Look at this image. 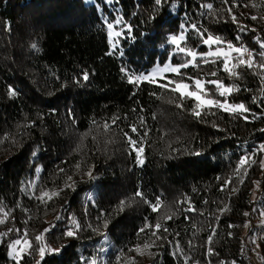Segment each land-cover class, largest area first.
<instances>
[{
	"label": "trees",
	"instance_id": "1",
	"mask_svg": "<svg viewBox=\"0 0 264 264\" xmlns=\"http://www.w3.org/2000/svg\"><path fill=\"white\" fill-rule=\"evenodd\" d=\"M96 2L0 0V264L17 239L19 264H264V0ZM228 43L252 67L208 55ZM166 66L180 74L128 82ZM197 79L249 111L197 117L159 87Z\"/></svg>",
	"mask_w": 264,
	"mask_h": 264
},
{
	"label": "snow or ice",
	"instance_id": "2",
	"mask_svg": "<svg viewBox=\"0 0 264 264\" xmlns=\"http://www.w3.org/2000/svg\"><path fill=\"white\" fill-rule=\"evenodd\" d=\"M156 3H160V0H156ZM209 7H211V6L209 5ZM230 11H231V9H229V12ZM252 19H257V17L253 16ZM232 21L234 23L236 22V16H234V15L232 16ZM117 22L119 23V21H117ZM108 27H109V29H111L112 25L109 24ZM117 35H119V33H117ZM201 35L203 36V34H201ZM175 42H176V38L173 37V43H175ZM203 42L206 45H209V47H211V45H213V44L219 45V44L225 43L219 37H214V36H211V35L207 36V38H205L203 40ZM32 47L36 48V45L33 44ZM227 48H228L229 51H224L223 49H219V50H217L215 52L208 53V55L217 56V57L223 56L224 60H225L224 70L226 72H229L233 76L238 75L237 73L233 72L231 70V68L229 67V55H230V52L240 53V56L243 57L244 54L247 52V49H243V48H240V47H235L231 43L227 44ZM181 51H185V50L181 49ZM109 54H111V53H109ZM187 55L192 57L193 61H195V59H196L198 54L196 52H194V51L188 50L187 51ZM239 63L242 64V65H246L247 67H252V64L249 61L244 60V59H240ZM187 66L188 65L185 64V65H182L181 67H187ZM232 67L234 68V67H236V65H232ZM262 67H264V65H262ZM165 72H173V73H176L177 75H179L180 74V68L171 67V66H166L164 68H158L150 76H135V77L129 76L128 77V82L130 84H134V85H138L141 82H145V81L148 82V83H153L154 84V83H156V78L158 76H160L162 73H165ZM213 75H214V73H213ZM83 79L84 80L88 79L87 74L84 75ZM189 79H191V78H189ZM210 83H214L216 85L217 89H222V91L219 92L220 96H225L226 94H230L234 90L233 88L224 86L219 81H212ZM169 85H175L174 87H172L170 89V91L179 92L182 97L193 98V99H195L197 101L196 109L193 110V114L196 115L197 117H199L201 115V111H199L197 109H203L205 107L209 108V109L212 108V107H218V108H221V109H223L225 111H229V112H232V113H245V112L249 111V109L246 108L244 104L229 105L226 102L222 103L221 101H219L217 99L211 98L208 95V93L205 90V88H204V82H202L199 79L195 80L196 90H193V91H189L188 89H189L190 85L187 84V83H184L183 81H172V80H169L167 84H160L159 87L168 89ZM9 91H10V93L12 95L16 94L14 90L10 89ZM245 119H247V117H245ZM132 131L135 132L136 129L133 128ZM261 131H264V129H262ZM129 143H130V145H132L133 150L137 154L138 162L143 164V151H144V149L142 147L137 148L136 147V141L132 140L130 137H129ZM260 151L264 152V144L260 145ZM194 154L195 155H199V153H194ZM247 161H248V157H245L243 160H241L240 161L241 166H244ZM87 174H88L89 177L92 176L91 172H88ZM69 187H71V185H69ZM48 195H49L48 193H43L41 198H43L44 196H48ZM137 195H141V194L137 193ZM158 208H159V201L156 204L152 205L153 211L158 210ZM245 215H247V213ZM166 219H171V216L166 217ZM0 223H4V221L0 220ZM160 228H161V225L159 223H157L155 225V229L157 231H159ZM165 231H167V229H165ZM153 234L155 235V233H153ZM66 235L69 236V237H73L75 235V233L73 231H68L66 233ZM36 239L38 241H42L43 240V236H38V237H36ZM147 247H148V245H145V248H147ZM10 248H11L10 255L12 256V259L17 261V264H19V260L23 258L24 251L26 249L31 248V242L27 241V240L21 241V240L17 239L10 245ZM137 250L139 251V249H137ZM45 251H46L45 246H41L39 248V255L41 256V258L44 257ZM48 251L58 252L59 249H48ZM233 264H234V262H233Z\"/></svg>",
	"mask_w": 264,
	"mask_h": 264
},
{
	"label": "rangeland",
	"instance_id": "3",
	"mask_svg": "<svg viewBox=\"0 0 264 264\" xmlns=\"http://www.w3.org/2000/svg\"><path fill=\"white\" fill-rule=\"evenodd\" d=\"M113 1H114V0H105V3H106L107 5H110L111 2H113ZM84 2H85V4H87V5L97 3L96 0H84ZM97 4H98V3H97ZM217 50H219V49L215 48V49H212L211 52H215V51H217ZM223 50L226 51L225 49H223ZM227 51H228V50H227ZM165 73H167V72H165ZM165 73H162L159 77H162ZM10 252H11V249H10ZM10 252H9V256H10V258L12 259V256L10 255Z\"/></svg>",
	"mask_w": 264,
	"mask_h": 264
},
{
	"label": "built area",
	"instance_id": "4",
	"mask_svg": "<svg viewBox=\"0 0 264 264\" xmlns=\"http://www.w3.org/2000/svg\"><path fill=\"white\" fill-rule=\"evenodd\" d=\"M244 60H247L249 62H252L253 56L251 51L247 50V52L244 54V56L242 57ZM254 61V60H253ZM259 77L261 78V80L264 81V71L259 72L258 73Z\"/></svg>",
	"mask_w": 264,
	"mask_h": 264
}]
</instances>
